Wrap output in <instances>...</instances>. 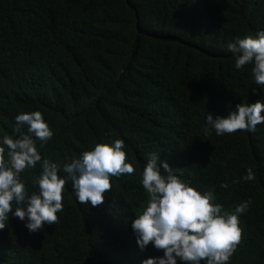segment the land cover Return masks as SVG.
Segmentation results:
<instances>
[{
    "label": "trees",
    "instance_id": "obj_1",
    "mask_svg": "<svg viewBox=\"0 0 264 264\" xmlns=\"http://www.w3.org/2000/svg\"><path fill=\"white\" fill-rule=\"evenodd\" d=\"M258 30L264 0H0V135H19L14 117L39 111L53 132L42 147L36 142L42 159L62 167L119 138L134 168L110 179L98 207L78 204L66 184L57 222L38 232L9 214L0 264H141L161 256L151 244L141 251L130 228L147 199L140 179L149 152L195 189L211 190L222 212L248 201L227 264H264V124L203 133L206 113L264 102L251 65L236 70L225 50ZM246 170L254 179H244ZM38 174L39 165L21 173L30 192Z\"/></svg>",
    "mask_w": 264,
    "mask_h": 264
},
{
    "label": "clouds",
    "instance_id": "obj_2",
    "mask_svg": "<svg viewBox=\"0 0 264 264\" xmlns=\"http://www.w3.org/2000/svg\"><path fill=\"white\" fill-rule=\"evenodd\" d=\"M234 60V68L251 65L250 74L257 87H264V30L226 44ZM253 94L257 89H252ZM14 133L0 135V229L12 217L23 222L29 233L55 224L56 213L62 211V193L70 183L78 204L98 207L105 203L110 191V179L131 175L134 168L126 162L122 139L101 142L91 150L61 167L56 162L42 159L36 142L42 147L53 132L39 111L21 112L14 117ZM264 124V102L235 105L226 115L206 113L203 121L205 136H216L239 131L252 132ZM26 128V134L20 132ZM39 165L35 180L36 190L30 192L21 173ZM63 174H60V173ZM246 180L254 179L246 170ZM140 184L147 194L141 212L130 221V228L138 248L149 244L162 252L141 264H227L240 242L239 215L244 214L249 202L235 205L232 213L222 212V205L213 203L211 190L200 192L191 181L173 173L159 153L149 152L143 165Z\"/></svg>",
    "mask_w": 264,
    "mask_h": 264
}]
</instances>
